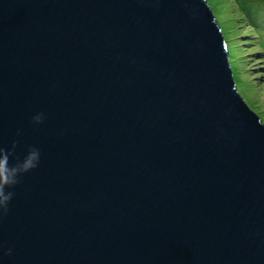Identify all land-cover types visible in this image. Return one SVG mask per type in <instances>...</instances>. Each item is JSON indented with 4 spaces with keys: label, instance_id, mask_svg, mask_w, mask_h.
I'll list each match as a JSON object with an SVG mask.
<instances>
[{
    "label": "water",
    "instance_id": "obj_1",
    "mask_svg": "<svg viewBox=\"0 0 264 264\" xmlns=\"http://www.w3.org/2000/svg\"><path fill=\"white\" fill-rule=\"evenodd\" d=\"M0 148L40 154L0 264H264V125L207 0H0Z\"/></svg>",
    "mask_w": 264,
    "mask_h": 264
},
{
    "label": "rangeland",
    "instance_id": "obj_2",
    "mask_svg": "<svg viewBox=\"0 0 264 264\" xmlns=\"http://www.w3.org/2000/svg\"><path fill=\"white\" fill-rule=\"evenodd\" d=\"M209 5L226 40L236 89L264 125V49L259 48H264V0H209ZM254 6L260 10L254 12ZM241 16L257 19L263 33Z\"/></svg>",
    "mask_w": 264,
    "mask_h": 264
},
{
    "label": "clouds",
    "instance_id": "obj_3",
    "mask_svg": "<svg viewBox=\"0 0 264 264\" xmlns=\"http://www.w3.org/2000/svg\"><path fill=\"white\" fill-rule=\"evenodd\" d=\"M40 119L41 117L39 114L34 117L36 121ZM13 145H15V142H13ZM39 158V150L31 148L22 158L17 159L12 166H9L8 153L3 148H0V205L6 204L13 195L11 190L5 191V186L11 189V187L18 182L20 175H22L24 171L30 170L38 164Z\"/></svg>",
    "mask_w": 264,
    "mask_h": 264
},
{
    "label": "trees",
    "instance_id": "obj_4",
    "mask_svg": "<svg viewBox=\"0 0 264 264\" xmlns=\"http://www.w3.org/2000/svg\"><path fill=\"white\" fill-rule=\"evenodd\" d=\"M207 2H208V4H209V0H207ZM210 6V5H209ZM251 7H253V5H249V7L248 8H246V10H247V12H248V14H249V11L251 10ZM255 7V6H254ZM260 9L258 8V7H255V9H254V12H257V11H259ZM242 17V20H244L249 26L251 25L252 27H257V28H259L261 31L260 32H262V27H259L260 25H259V21L257 20V19H253V18H250L249 19V21H248V19H246L245 17H243V16H241ZM258 18V17H257ZM241 20V19H240ZM256 31V30H255ZM257 32V31H256ZM234 33V32H233ZM263 33V32H262ZM261 44H264V41H261ZM260 44V45H261ZM260 49H264L262 46H260L259 47ZM262 119V118H261Z\"/></svg>",
    "mask_w": 264,
    "mask_h": 264
}]
</instances>
